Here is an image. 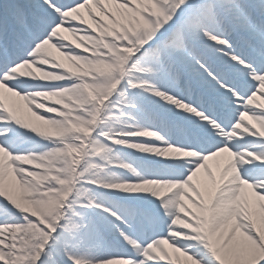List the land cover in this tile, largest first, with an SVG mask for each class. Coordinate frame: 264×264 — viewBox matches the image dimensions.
<instances>
[{"label": "snow or ice", "instance_id": "snow-or-ice-1", "mask_svg": "<svg viewBox=\"0 0 264 264\" xmlns=\"http://www.w3.org/2000/svg\"><path fill=\"white\" fill-rule=\"evenodd\" d=\"M0 264H264V0H0Z\"/></svg>", "mask_w": 264, "mask_h": 264}]
</instances>
